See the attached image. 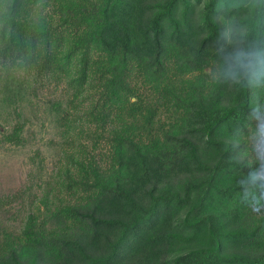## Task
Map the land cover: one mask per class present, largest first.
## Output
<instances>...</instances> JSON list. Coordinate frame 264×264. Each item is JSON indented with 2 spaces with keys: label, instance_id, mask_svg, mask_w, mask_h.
I'll list each match as a JSON object with an SVG mask.
<instances>
[{
  "label": "trees",
  "instance_id": "trees-1",
  "mask_svg": "<svg viewBox=\"0 0 264 264\" xmlns=\"http://www.w3.org/2000/svg\"><path fill=\"white\" fill-rule=\"evenodd\" d=\"M0 63L63 73L111 161L78 160L0 264H264V0H0Z\"/></svg>",
  "mask_w": 264,
  "mask_h": 264
},
{
  "label": "rangeland",
  "instance_id": "rangeland-1",
  "mask_svg": "<svg viewBox=\"0 0 264 264\" xmlns=\"http://www.w3.org/2000/svg\"><path fill=\"white\" fill-rule=\"evenodd\" d=\"M76 96L59 72L0 63V237L16 234L28 212L59 200H69L63 181L78 176V160L95 158L110 166L108 143L96 138L95 125L84 115L86 102ZM133 99V98H132ZM168 112H159L158 120ZM118 115L106 132L129 120ZM264 114L254 117L244 135L247 150L257 155L264 172ZM264 216L260 206L249 208L243 223Z\"/></svg>",
  "mask_w": 264,
  "mask_h": 264
},
{
  "label": "clouds",
  "instance_id": "clouds-1",
  "mask_svg": "<svg viewBox=\"0 0 264 264\" xmlns=\"http://www.w3.org/2000/svg\"><path fill=\"white\" fill-rule=\"evenodd\" d=\"M260 131H264V128H261Z\"/></svg>",
  "mask_w": 264,
  "mask_h": 264
}]
</instances>
